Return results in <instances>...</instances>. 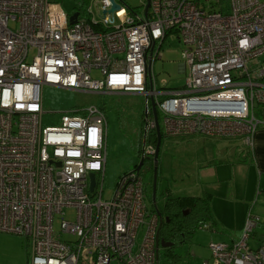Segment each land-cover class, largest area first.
I'll list each match as a JSON object with an SVG mask.
<instances>
[{"label": "built area", "instance_id": "1", "mask_svg": "<svg viewBox=\"0 0 264 264\" xmlns=\"http://www.w3.org/2000/svg\"><path fill=\"white\" fill-rule=\"evenodd\" d=\"M114 1L110 11L112 0H89L69 23L72 13L56 1L0 0V232L28 240L26 264H159L158 216L139 172L124 173L103 198L104 111L72 108L43 125V86L144 95L143 158L155 152L146 142L152 105L169 137H236L248 148L260 123L264 0H147L146 10V1L140 10ZM168 34L182 45L181 87L152 72ZM258 221L248 209L239 237L210 241L199 264H264V234L250 241Z\"/></svg>", "mask_w": 264, "mask_h": 264}, {"label": "rangeland", "instance_id": "2", "mask_svg": "<svg viewBox=\"0 0 264 264\" xmlns=\"http://www.w3.org/2000/svg\"><path fill=\"white\" fill-rule=\"evenodd\" d=\"M52 1L58 2L63 10L69 14L76 11L74 0ZM119 1L140 10L145 0ZM200 1L203 2V0ZM220 3L226 6L227 0H221ZM14 25V23H10V26ZM181 50L182 45L177 38L168 34L160 47L161 57L153 61V74L158 81L165 82L167 87H181L184 84L186 72L178 69V64L182 62ZM92 76L99 78L100 74L93 71ZM42 97L43 125L59 124L63 111L68 109L89 105H97L102 108L106 117V163L103 198H110L115 182L124 173L133 170L140 160L144 95L136 93H91L45 85L42 88ZM158 122L161 131H163L160 116ZM177 138L166 136L161 138L155 164L157 177L156 198L158 202L161 200L163 187L168 186L169 189H177L187 184L186 181L181 180L180 177L182 176L179 174V170L182 169L186 159L185 150L180 152V149L175 150L173 147V141L175 142ZM152 162L151 159H147L139 170L146 187L149 203L153 202L151 191L152 169L149 167ZM74 215L75 210L73 208L65 209L66 218L72 219ZM59 220L60 215H55L54 228L56 230L59 229ZM142 232L143 227H140L136 242L141 239ZM206 236L207 230L197 229L194 237L195 243L192 250H190V255H183L182 259L176 264H199L201 257L206 253L205 246L208 243L206 242ZM64 238H67V236ZM196 241H199L198 245H196ZM29 252V243L25 237L14 233L0 232V264H26L29 260ZM160 262L161 264H175V262H168L161 250L159 251V264ZM110 264L123 263L112 260Z\"/></svg>", "mask_w": 264, "mask_h": 264}, {"label": "crops", "instance_id": "3", "mask_svg": "<svg viewBox=\"0 0 264 264\" xmlns=\"http://www.w3.org/2000/svg\"><path fill=\"white\" fill-rule=\"evenodd\" d=\"M254 112L260 123L251 136V147L247 148L236 137L207 138L193 134L173 141L175 150H185L186 159L179 174L187 184L170 190L178 195L209 194L212 219L208 221L211 228L205 229L208 243L236 240L248 209L260 218L250 240L251 245H257L264 234V108L258 107ZM194 237L195 233L188 249L189 255L195 243ZM205 249L200 261L209 257L207 245Z\"/></svg>", "mask_w": 264, "mask_h": 264}, {"label": "trees", "instance_id": "4", "mask_svg": "<svg viewBox=\"0 0 264 264\" xmlns=\"http://www.w3.org/2000/svg\"><path fill=\"white\" fill-rule=\"evenodd\" d=\"M74 1L76 11L82 13L89 0ZM163 136H165V134L160 129V137L162 138ZM146 142L155 146L157 142L155 131L151 130L147 133ZM140 152L141 149L139 153ZM154 153L152 154V157H144L141 165L142 167L147 159L153 161L149 166L150 169H152L151 191L153 186V170L156 164ZM136 166L137 164L135 165V168ZM161 196L162 198L160 202L157 201L156 195L155 202H152V207H154V211L158 216L157 240L163 245L161 251L164 253L165 259L168 262H175L176 264L182 259L183 255L189 254L187 248L192 243L195 231L200 229L199 222H208L212 219L209 207V194L178 195L173 194L168 187H163L161 190Z\"/></svg>", "mask_w": 264, "mask_h": 264}, {"label": "water", "instance_id": "5", "mask_svg": "<svg viewBox=\"0 0 264 264\" xmlns=\"http://www.w3.org/2000/svg\"><path fill=\"white\" fill-rule=\"evenodd\" d=\"M146 1V4H145V10L147 9V6H148V3H147V0ZM118 4H116V2L114 0H112V6L110 8V11L114 10V9H118ZM77 15H78V11H75L73 12L69 17H68V20H69V23H73L76 18H77ZM182 70V69H181ZM152 108H153V114H154V119H155V122H156V126H155V132H156V135H157V142L155 144V153H154V160H156V156L158 154V149H159V145H160V128H159V123H158V119H157V115H156V110H155V106L152 105ZM143 163V157L141 156L140 157V160L135 168V170H139L141 165ZM89 178H90V190L92 189L93 187V184H94V173H90L89 174ZM155 195H156V166H154V174H153V186H152V201L155 202Z\"/></svg>", "mask_w": 264, "mask_h": 264}, {"label": "flooded vegetation", "instance_id": "6", "mask_svg": "<svg viewBox=\"0 0 264 264\" xmlns=\"http://www.w3.org/2000/svg\"><path fill=\"white\" fill-rule=\"evenodd\" d=\"M153 174H154V170H153ZM157 244H158L159 248L162 249V246L163 245H161V243L159 242V240H157Z\"/></svg>", "mask_w": 264, "mask_h": 264}]
</instances>
